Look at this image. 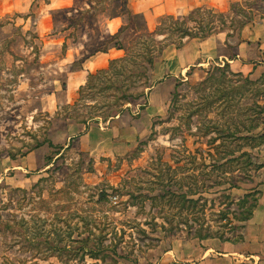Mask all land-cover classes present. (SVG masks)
Wrapping results in <instances>:
<instances>
[{"label": "rangeland", "instance_id": "1", "mask_svg": "<svg viewBox=\"0 0 264 264\" xmlns=\"http://www.w3.org/2000/svg\"><path fill=\"white\" fill-rule=\"evenodd\" d=\"M23 1L0 0V264H154L172 245L199 242L204 231L238 240L243 223L235 220L237 203L249 195L244 211L253 205L261 169L248 167V159L230 161L247 153L252 165L264 167V144L251 148L241 140L264 135V75L230 74L224 59H214L167 77L162 93L150 97L163 81L151 69L148 80L124 83L133 96L124 105L116 100V81L112 89L101 84L84 93L76 105L75 91L71 105L49 115L44 108L65 98V49L82 43L89 54L109 40L96 23L64 12L55 14L53 31L39 36L38 10L47 0H35L28 12L15 11ZM121 3L107 0L97 9L112 14ZM258 7L264 15V3ZM64 19L75 28L64 34L66 48L56 41ZM132 26L118 36L126 51L135 49L144 31L141 18ZM156 39L169 43L176 37ZM53 95L57 101L49 99ZM65 115L93 118L90 124L100 128L119 119L125 152L97 157L79 150L77 137L56 128L73 121ZM44 139L53 146L28 152ZM221 145L220 151L233 153L209 157ZM238 176L231 187V177Z\"/></svg>", "mask_w": 264, "mask_h": 264}, {"label": "crops", "instance_id": "2", "mask_svg": "<svg viewBox=\"0 0 264 264\" xmlns=\"http://www.w3.org/2000/svg\"><path fill=\"white\" fill-rule=\"evenodd\" d=\"M34 1H23L24 3H21L15 11L28 12L34 6ZM106 1L47 0L39 7L40 17L36 24V31L39 36L48 35L55 29V14L67 10H73V14H66L79 17L81 22L88 23L86 18L76 13H86L90 7L97 9V5ZM236 1L239 0H126V14L122 11L121 3L117 7L118 12L111 14L108 8L104 12H99L95 16V23L107 36H113L128 24L129 15H139L143 18L146 30L152 32L164 17H182L198 7L228 13L230 4ZM64 20L65 25L58 31L60 36H57L56 41L58 44L63 43L66 48L69 34L68 36L64 34L75 28L66 26V19ZM67 21L69 24L72 23L70 19ZM226 35L227 32H222L204 40H189L180 49L175 48L174 45L167 46L163 50V56L159 58L160 61H155L153 64L151 75L153 78L161 75L163 81L153 88L150 97H154L160 88L165 86L167 77L174 78L182 75L189 69L205 66L207 62L214 59H224L233 73H239L248 78L264 75V18L247 25L234 42ZM224 50H228V53H224ZM87 55L86 45L82 43H71V46L62 53V61L69 67L65 79V98L63 102L44 108L49 115H53L61 104L71 105L69 104L72 101L71 98L75 91L85 85L87 77L107 69L109 62L123 58L125 51L109 47L106 52H97L88 57ZM75 63H78V66L71 69L70 67ZM161 93L159 92V95ZM49 99L58 100L55 95ZM122 124L118 119L111 122L110 128H100L87 120L85 123L75 121L59 123L56 128H59L58 131H64L67 138L77 137L76 143L79 150L100 157L119 155L123 150L125 152ZM30 155L31 153L27 154L23 160ZM260 174L257 205L251 218L243 223L240 241H222L217 238L199 242L197 240L183 241L164 250L154 264H264V167L261 168Z\"/></svg>", "mask_w": 264, "mask_h": 264}, {"label": "trees", "instance_id": "3", "mask_svg": "<svg viewBox=\"0 0 264 264\" xmlns=\"http://www.w3.org/2000/svg\"><path fill=\"white\" fill-rule=\"evenodd\" d=\"M264 3V0H239L236 2H233L230 4L229 12L228 13H220L215 11L214 9L207 8V7H198L190 11L187 15L182 17H175V16H167L164 17L159 25L156 27V29L152 32H149L145 28V24L142 17L139 16H128V24L126 26H123L119 32L113 36H107L109 40V44L114 41V43L110 46L106 45L105 47H97L95 50L90 52L88 56H91L97 52H106L109 47L116 48L119 50L125 51V56L123 58L113 60L109 62V65L107 69L98 71L94 75H89L87 77V81L84 86L80 87L78 90L79 99L75 101L74 105H76L80 99H83L85 97L84 93H91L97 89L98 86L101 84H106L104 87L107 89H112L115 85V82L118 81L119 85L115 87V92H120V95L116 97L117 101H122V105L125 103H128L129 98L133 97L131 93H129V87L125 86L124 83H129L131 86L134 85L136 81L140 80L141 78L148 80L146 75L149 70L152 69L153 64L157 58H159L163 52V50L168 45H174L175 48L180 49L185 45L186 42L193 39H199L204 40L209 38L212 35H216L222 32H227V38H232L233 36L237 35L236 37L239 38V35L241 31L249 24L256 22L260 19L264 18V15L261 14L258 3ZM106 4V3H105ZM106 8L102 9H95L94 7H90V9L86 13H80L77 12L76 15L81 16L82 18H86L87 21H90V23L95 24V16L99 12H104ZM122 11L126 14V0H122ZM64 13H71L73 14V10H67L64 11ZM136 18L142 19V25H143V33H139L136 36V45L135 49H128L126 51V48H124L119 39L118 36L122 33L123 30L126 29L127 26H129L132 30H134V26H132V20ZM72 23H70L71 25ZM2 26V25H0ZM160 35H167L168 37L175 36L176 39L174 41H170L169 43H166L164 41H157V37ZM105 45V44H102ZM65 46L63 45V48ZM225 69H227L228 72L229 66L226 63L224 66ZM230 74H232L230 72ZM121 77V80H118L119 77L114 78L115 76ZM113 77V78H112ZM114 81H113V80ZM98 80L100 83L97 85L95 83ZM146 83V82H145ZM124 89V92L121 90ZM148 87V86H145ZM103 92V90H100ZM59 116V115H58ZM109 118L112 116H108ZM64 120H70L72 119L75 122L78 123H85L86 121L84 119L73 117L70 115H65L61 117ZM89 120H93V118H90ZM256 126H253L249 130L252 132L254 129H256ZM215 140V139H214ZM241 140L248 141L249 146L251 148H254L255 146H259L264 144V135H261L260 137H245ZM261 140V142H259ZM251 143V145H250ZM44 144H48L50 147L53 146V144L48 140L44 139L42 142L35 143L33 149L29 150L28 152H31L34 149H38L42 147ZM221 146L215 147L213 150L215 152V155L209 154V157L218 159H223L226 156H229L232 152H225V150H221ZM239 150V149H238ZM228 154V155H227ZM216 156V157H215ZM239 159H248L246 165L250 168H256V170H260L263 168L256 167L251 164L248 154L247 153H241V155L237 159H233L230 162L237 161ZM244 167H242V170ZM241 179L240 176L238 177H231V183L230 186L235 188L236 183ZM244 182V181H240ZM195 193H192V195ZM256 196H258V192L256 193ZM249 195H245L241 201L237 203L238 208H241V211L238 213V216L235 217V220L238 222L244 223L247 220H249L253 214L254 209L257 205V198L253 201V205H250V208L244 211L245 204L248 203ZM183 200H185V197H182ZM186 202L192 203V200H185ZM224 220H226V215L223 217ZM199 240H206L213 238L209 232L204 231L203 234L198 233V236L196 237ZM218 238V237H216ZM222 241H231V240H223L222 238H218ZM242 239L240 237L238 240H234L233 242H238ZM87 250V248H86ZM88 250L91 253L95 252V248H88ZM87 250V251H88ZM93 256V255H92Z\"/></svg>", "mask_w": 264, "mask_h": 264}]
</instances>
